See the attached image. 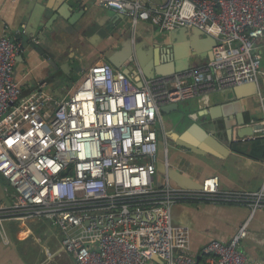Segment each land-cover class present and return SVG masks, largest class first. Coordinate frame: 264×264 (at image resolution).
I'll list each match as a JSON object with an SVG mask.
<instances>
[{"label":"built area","instance_id":"obj_1","mask_svg":"<svg viewBox=\"0 0 264 264\" xmlns=\"http://www.w3.org/2000/svg\"><path fill=\"white\" fill-rule=\"evenodd\" d=\"M117 9L133 27L152 22L160 32L197 29L216 40L212 59L192 83L134 80L108 63L94 65L63 99L42 87L24 95L15 77L22 42L0 39V175L14 190L4 221H42L62 235L61 250L76 264H199L187 229L176 227L173 208L199 202L243 204L250 217L229 242L212 240L204 264H253L241 250L255 213L264 209V183L255 193H220L219 180L200 190L156 180V125L160 107L220 88L257 84L264 48V0H97ZM221 72V73H220ZM217 82V83H216ZM219 87V86H218ZM264 111V94H259ZM264 136L263 125L255 128ZM164 164L169 165L167 150ZM260 264V263H255Z\"/></svg>","mask_w":264,"mask_h":264},{"label":"crops","instance_id":"obj_2","mask_svg":"<svg viewBox=\"0 0 264 264\" xmlns=\"http://www.w3.org/2000/svg\"><path fill=\"white\" fill-rule=\"evenodd\" d=\"M145 1L148 5L168 2ZM79 7L82 10L94 8L97 14L86 25L83 17L77 20L76 26L57 31V40L47 47L39 44L42 42L40 36L48 32L47 25L54 10L72 16ZM108 14L113 16L110 10L99 7L97 0H0V39L7 35L24 46V52L18 57L15 67V77L21 83L24 95L39 87L55 97L60 95L58 89L63 86L54 85V80L65 78V75L61 69L56 70L54 65L56 62L59 66L69 62L70 69L67 71L72 83L65 89L66 95L71 87L81 83L91 67L108 62V56L116 55L120 43L131 35L136 36L135 44L140 48L143 62L148 65L149 76L155 75L154 80L167 78L173 81L178 79L184 84L192 83L193 75L204 69L212 59L210 37L197 36L194 34L196 29L160 32L150 21H139L133 27L130 18L118 17L113 21ZM88 24L94 27L82 34L75 33L76 28ZM110 27L112 30L108 31ZM24 41L28 43L24 45ZM34 45L44 50L50 56L49 59L42 56ZM262 52L257 88L253 84L234 85L241 92L236 94L231 91L225 102L219 96L212 102L218 105L206 111L198 109L201 97L206 93L179 103L180 109L186 111L189 125L198 123L205 128L207 125L197 118V114L212 112L220 126L215 139L209 137L203 128V131L198 128L188 140L193 150L179 146L176 142L178 133H184L185 129L176 125L178 113L161 114L163 128L157 130L160 159L156 176L158 182L162 184L168 175L173 186L183 188L177 183L179 178L174 175L176 172L199 185L207 178L217 177L220 193H255L262 188L264 136L255 134V128L262 127L264 116L259 103V94H264V48ZM121 70L126 71V67ZM130 77L133 80H146L143 74L133 73ZM250 127L254 128L253 134L245 136L243 133L250 132ZM165 150L169 159L168 167L163 162ZM13 203L14 190L0 175V205L11 207ZM172 213L174 225L188 230L191 252L198 262L202 259L204 264L202 249L212 240L229 242L250 217L251 209L243 204L199 202L177 205ZM62 239V233L46 222L4 221L0 227V264H76L71 255L62 252ZM241 250L253 264H264V209L255 213Z\"/></svg>","mask_w":264,"mask_h":264},{"label":"water","instance_id":"obj_3","mask_svg":"<svg viewBox=\"0 0 264 264\" xmlns=\"http://www.w3.org/2000/svg\"><path fill=\"white\" fill-rule=\"evenodd\" d=\"M72 8L70 7V13H71ZM111 12H113V16L108 14V17L113 20L116 21L118 17H123L117 13V9L116 8H112L110 10ZM97 14V11L94 8H89L86 10H82L81 7L76 9L75 14H73L72 16H67L66 13H63L59 10H54V14L50 17V22L47 25V33H43L42 36H40V39L42 40V42H39L40 45L47 47L49 44L55 42L57 40V31L60 30H64L66 28H68V26H76L77 24V20H80L81 18L84 17V24L86 25V23L90 20V18L94 17V15ZM71 15V14H70ZM85 27V29H84ZM94 26L91 24H88L87 26H80L78 28H76L75 33H80L82 34L85 31H88V29H92ZM112 27L108 28V31H111ZM197 30V29H196ZM194 34H196L197 36H206L207 38H209V36L205 35L203 32L197 30L194 32ZM211 42H212V50L213 47H215L216 45V40L211 38ZM21 40V39H20ZM22 41V40H21ZM136 41V36L131 35L125 42L120 43V50L118 51V53H116V55H111L107 57L108 62L114 67V69L116 70H121L124 67H126V71L123 70L124 75L129 76L131 74H143L146 80H154L156 77L153 74L152 76H149L148 74V65L147 63H144L142 60V55L141 52H139L140 48L138 45L135 44ZM26 43L24 41V45H26ZM157 44V43H156ZM166 46H170L167 45V43H165ZM36 50L38 52H40V54L42 56H44L45 58L49 59V55L42 50L41 48H39L38 46H35ZM172 53H174V50L172 49ZM120 53V54H119ZM174 56V55H173ZM53 63V62H51ZM58 62H56V64L54 66H56V70L57 69H61L63 71V74L65 75V78H55L54 80V85H59L61 84L63 87L58 89V92H60V95H56V97H64L65 96V89H67L68 87H70V84L72 83V79L70 76L69 71H67V69H70V65L69 62H65V64L59 66L57 65ZM161 76H165L164 74H160ZM164 80L166 81H172L169 80L167 78H164ZM134 82L136 83V85L141 88L143 86V80H141V78L138 79H134ZM254 86H256L257 88V84H253ZM231 86V87H230ZM234 85H229V86H224L222 88L218 87L217 84H213L212 89L207 91V93L205 95H203L201 97V102L198 104V109L200 111H206L212 107L217 106L218 104H213L212 102L214 100H216L219 96H221L224 99H226V96L228 94H230V92H234L237 94V92H241V90H237L236 88H234ZM227 88H231L227 89ZM230 90V91H228ZM221 103L222 105L224 104ZM203 103V104H202ZM191 109H188L187 111H190ZM160 112L161 114L164 115H169L172 113H178V117L176 118V125L177 127H184L185 132L182 134L178 133V138H177V144L179 146H182L184 148H188L193 150L194 147L188 143V140H190V135L192 133H195V131H197L198 128H200L202 130L203 127H201V125H199L198 123H194L192 125L188 124L187 118L188 116H186V111L184 109H180V105L179 103H172V104H165L163 106L160 107ZM197 118H201V121H203L207 126L205 128H203V130L205 131L206 134H208L209 137H211L212 139L215 137V134L218 132L219 130V124L216 122V119L213 115V113H200L197 114ZM196 119V120H198ZM197 122V121H196ZM226 126L228 128V124L226 123ZM250 132H244L243 134L245 136H251L254 132V128L250 127ZM202 130V131H203ZM215 139V138H214ZM171 173V172H170ZM174 175L176 176V178H179V181H177V183H179L183 188L186 189H191V190H200L201 189V185L196 184L195 182L185 178V177H181L178 173H174ZM171 178V177H170ZM176 180V179H175ZM154 261L161 263L162 261L158 258L155 257Z\"/></svg>","mask_w":264,"mask_h":264},{"label":"rangeland","instance_id":"obj_4","mask_svg":"<svg viewBox=\"0 0 264 264\" xmlns=\"http://www.w3.org/2000/svg\"><path fill=\"white\" fill-rule=\"evenodd\" d=\"M220 73H221V72H220ZM74 89H75V87H73V88L71 87V88L69 89V91L72 92ZM160 127H162L161 122H158V124L156 125V128H157L158 131L160 130V129H159Z\"/></svg>","mask_w":264,"mask_h":264},{"label":"trees","instance_id":"obj_5","mask_svg":"<svg viewBox=\"0 0 264 264\" xmlns=\"http://www.w3.org/2000/svg\"><path fill=\"white\" fill-rule=\"evenodd\" d=\"M205 202H208V201H205ZM199 264H202V259L200 260Z\"/></svg>","mask_w":264,"mask_h":264}]
</instances>
